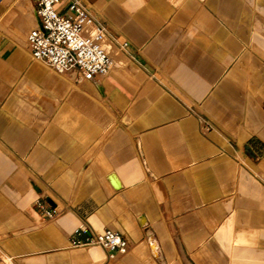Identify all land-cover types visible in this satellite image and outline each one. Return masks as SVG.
Here are the masks:
<instances>
[{
  "label": "crops",
  "instance_id": "1",
  "mask_svg": "<svg viewBox=\"0 0 264 264\" xmlns=\"http://www.w3.org/2000/svg\"><path fill=\"white\" fill-rule=\"evenodd\" d=\"M87 2L116 61L92 79L34 60L35 0H0V264H264V0Z\"/></svg>",
  "mask_w": 264,
  "mask_h": 264
},
{
  "label": "built area",
  "instance_id": "2",
  "mask_svg": "<svg viewBox=\"0 0 264 264\" xmlns=\"http://www.w3.org/2000/svg\"><path fill=\"white\" fill-rule=\"evenodd\" d=\"M38 25L27 36V46L34 60L41 61L57 74L78 70L85 79L107 75L116 61L112 56V42L107 31L98 25L90 13L87 0H69L67 12L57 10L60 0H35ZM129 42L119 44L124 49ZM43 215L54 220L57 207L47 198L37 202ZM76 234H86L85 239H73L75 247L102 246L106 250L125 253L129 242L123 234L113 229L91 233L81 226Z\"/></svg>",
  "mask_w": 264,
  "mask_h": 264
},
{
  "label": "water",
  "instance_id": "3",
  "mask_svg": "<svg viewBox=\"0 0 264 264\" xmlns=\"http://www.w3.org/2000/svg\"><path fill=\"white\" fill-rule=\"evenodd\" d=\"M111 177H112V178H116V176H115L114 174H113V175H111Z\"/></svg>",
  "mask_w": 264,
  "mask_h": 264
},
{
  "label": "rangeland",
  "instance_id": "4",
  "mask_svg": "<svg viewBox=\"0 0 264 264\" xmlns=\"http://www.w3.org/2000/svg\"><path fill=\"white\" fill-rule=\"evenodd\" d=\"M113 48H111V50H112ZM115 50V49H114ZM113 51V50H112Z\"/></svg>",
  "mask_w": 264,
  "mask_h": 264
},
{
  "label": "bare ground",
  "instance_id": "5",
  "mask_svg": "<svg viewBox=\"0 0 264 264\" xmlns=\"http://www.w3.org/2000/svg\"><path fill=\"white\" fill-rule=\"evenodd\" d=\"M41 62V61H40ZM43 63V62H42ZM44 64V63H43ZM46 65V64H45Z\"/></svg>",
  "mask_w": 264,
  "mask_h": 264
}]
</instances>
